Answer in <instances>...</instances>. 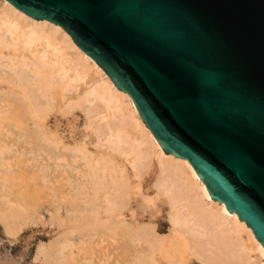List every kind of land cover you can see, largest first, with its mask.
<instances>
[{"label": "water", "instance_id": "1", "mask_svg": "<svg viewBox=\"0 0 264 264\" xmlns=\"http://www.w3.org/2000/svg\"><path fill=\"white\" fill-rule=\"evenodd\" d=\"M61 27L264 248V0H5Z\"/></svg>", "mask_w": 264, "mask_h": 264}, {"label": "rangeland", "instance_id": "2", "mask_svg": "<svg viewBox=\"0 0 264 264\" xmlns=\"http://www.w3.org/2000/svg\"><path fill=\"white\" fill-rule=\"evenodd\" d=\"M4 10L5 4L0 0V16ZM63 32L55 35L60 46L67 45ZM37 49L34 52L30 48L24 54L36 61L26 74L43 77L47 96L41 97L36 109L28 103L7 106L4 118L10 121L0 124V133L10 123L19 133L11 143L8 141L13 151L6 147L0 134V199L5 203L0 213V264H167L169 260L177 264H217L205 262L204 257L197 255L191 237L183 230L174 235L171 243L172 209L167 196L157 189V159L142 168L140 177L136 168L143 167V163L134 162L129 153L109 148L83 107L78 106L104 77L91 68L83 81L67 89L72 69L62 67L57 57L46 54L50 50L45 47ZM12 50L0 48L7 56ZM65 52L72 59L77 56L74 50ZM16 114L18 121L14 119ZM87 172L90 177L98 173L99 178H105L102 188L107 192L100 187L101 201L107 195L118 197L115 213L109 218L81 217V208L85 207L81 194L92 193L83 189L91 187ZM12 222L17 226L15 234L7 231ZM109 223L113 224V231L102 230ZM141 228L151 233L142 235ZM153 238L157 246L149 245L148 240L153 242ZM251 257L247 264L263 260L258 252H252Z\"/></svg>", "mask_w": 264, "mask_h": 264}, {"label": "bare ground", "instance_id": "3", "mask_svg": "<svg viewBox=\"0 0 264 264\" xmlns=\"http://www.w3.org/2000/svg\"><path fill=\"white\" fill-rule=\"evenodd\" d=\"M3 2L5 10L0 16V48L9 49L12 47L13 50L11 55L8 54L9 59L5 55L6 52L0 51V124L6 122V119L10 121V118H4L8 111L5 109L7 106L9 108L12 105L21 107L22 103H28L33 109H36L39 107L41 97L47 96L45 82L41 81L43 77L26 74L30 65L36 62L24 55L25 52H29L30 48H33L35 52L38 50L37 48L45 47L46 50H50L46 51V54L57 57L62 67L67 66L72 69L73 75L67 78V89L71 88L74 83L83 81L91 68H96L104 78L86 93L78 106L83 107L84 113L90 117L91 124L95 125L94 128L98 135L104 138L103 141L109 148L117 152L129 153L134 157V162L143 163V167L136 168L140 177L143 174L142 168L149 165L153 159H157L159 168L157 189L167 196L172 209V235L171 239L169 238L171 243L175 241L174 235L183 230L191 237L193 251L201 258L204 257L205 262L247 264L252 259L251 253L258 252L263 259L259 264H264V248L251 232V228H247L245 222H240L237 214L234 212L230 214L224 203L220 204L211 199L206 186L187 160L164 153L151 131L142 121L130 96L118 90L103 70L76 46L61 27L46 20L32 19L5 0ZM59 32L64 33L67 45L64 43V46H60V43L56 42L55 35ZM66 49L74 50L76 58L72 59L65 52ZM70 64H73V67ZM60 72L61 69L57 73ZM44 78L46 77L44 76ZM62 83L60 84L62 85ZM49 103L50 101L47 100V107L50 105ZM18 116L16 114L14 117L17 121ZM10 126L11 123L4 127L0 134L4 136L6 147L12 150L13 147L8 141L11 143L13 138L19 136V133H15L16 131ZM33 132L31 130V133ZM32 146L33 143H31V149H33ZM81 155L83 156V154ZM99 161L102 163L103 160ZM96 167L98 168V163ZM114 167L112 166L113 169ZM91 173L93 172L91 171ZM91 175L90 177L88 174V178L91 179V187L83 186V189L92 191V193L81 194L83 199L80 201L85 205L81 208V217L87 220H96L104 215L109 218L111 214L115 213L114 208L117 206L118 197L107 195L101 201L99 189L102 188L105 178H99L101 176L98 173ZM101 190L105 191L104 188ZM70 199L72 200V198ZM3 201V198L0 199V213L5 209ZM70 216L73 217V215ZM69 219L71 220V218ZM110 223L102 230L113 231V224ZM7 231L10 234H15L16 224L10 223ZM145 233L149 234L151 231L141 228L140 234L145 235ZM153 240L155 239L153 238ZM148 242L150 246L158 245L156 240L152 242L149 239ZM167 264L177 263L169 260Z\"/></svg>", "mask_w": 264, "mask_h": 264}]
</instances>
